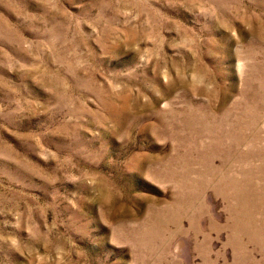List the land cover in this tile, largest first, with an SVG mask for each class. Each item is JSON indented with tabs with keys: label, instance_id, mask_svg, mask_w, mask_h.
Here are the masks:
<instances>
[{
	"label": "rangeland",
	"instance_id": "374dc122",
	"mask_svg": "<svg viewBox=\"0 0 264 264\" xmlns=\"http://www.w3.org/2000/svg\"><path fill=\"white\" fill-rule=\"evenodd\" d=\"M0 264H264V0H0Z\"/></svg>",
	"mask_w": 264,
	"mask_h": 264
}]
</instances>
